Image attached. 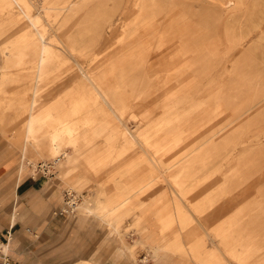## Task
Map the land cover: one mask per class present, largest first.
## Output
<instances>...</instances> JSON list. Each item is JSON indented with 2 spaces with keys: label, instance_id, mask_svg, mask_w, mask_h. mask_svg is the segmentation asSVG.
Segmentation results:
<instances>
[{
  "label": "rangeland",
  "instance_id": "1",
  "mask_svg": "<svg viewBox=\"0 0 264 264\" xmlns=\"http://www.w3.org/2000/svg\"><path fill=\"white\" fill-rule=\"evenodd\" d=\"M26 1L29 13L43 18L40 25L52 34L45 41L56 53L33 109L44 113L37 138H29L39 143L25 142L34 50L15 48L29 43V36H21L32 26L19 9H7L5 0H0V135L10 154L23 156L20 169L27 166L38 177L44 171L36 166L50 165L53 184L80 195V204L65 215L71 223L61 247L41 255L40 263L107 264L115 254L117 263L128 264H264V103L257 104L264 96L259 57L264 39L259 41L251 22L218 24L217 0H154L168 18L205 29L209 47L225 61L122 60L105 56L109 49L102 48L98 33L123 25L134 0ZM257 11L262 21L264 1ZM225 28L237 43H227ZM242 33L248 39H239ZM249 39L258 40L242 59ZM11 50L21 52L17 62L6 60ZM79 65L102 86L107 103L96 91L82 89ZM119 117L134 139H93L92 126L105 123L112 130ZM170 119L174 133L167 135L160 128ZM62 122L64 130L78 132L74 148L81 154L69 174L48 149L51 131ZM121 144L129 146L124 153L118 152Z\"/></svg>",
  "mask_w": 264,
  "mask_h": 264
},
{
  "label": "bare ground",
  "instance_id": "2",
  "mask_svg": "<svg viewBox=\"0 0 264 264\" xmlns=\"http://www.w3.org/2000/svg\"><path fill=\"white\" fill-rule=\"evenodd\" d=\"M5 1H6L5 6L7 7V9L8 8L19 9L20 14H22L25 17L26 21H28V23H30L32 26L29 35L27 34L21 36V40L28 39L29 36L30 37L29 43L18 44L15 48L19 49L20 47L27 46L34 50L33 54L30 55V57L34 56V58L32 57V59H34L33 68L35 69V75L34 78H32L33 81L31 82V90L33 95L30 100V112H29L30 115L28 117L25 128V142L26 144L30 143L32 145H36L37 143H39V141L37 139L33 140L29 138H37V133H38L37 128H40L42 125L41 122L44 113L42 112L33 113V109L38 102L39 89L40 90L42 89L40 87V84L43 87L44 85L43 83H48V82H44L43 75L45 72L47 73V71L53 68L51 65V69H50V63L56 53L54 54V52L51 50L52 47L49 48L47 45L48 43H46L45 41L46 36L50 31L47 28H45L43 25H40L43 23V18L38 15L32 16L29 13L30 9H29V5L27 4V1L26 0H5ZM217 1L219 2L220 7L222 8L219 13L221 18L217 22L218 24H222L223 26H228L232 24L237 25L238 23H242L244 20L245 21L249 20L252 24L253 30H256L258 32L259 41L264 39V18L262 19V21H258V16H257L258 14L257 8L261 4V0H217ZM263 1L264 0H262V2ZM160 6L161 3H155L154 0H134V5L131 11L132 12L131 17L128 20L124 21L123 25H120L119 27L111 26L107 30H103V29L100 30L98 33L99 43L101 42L102 48L104 47L107 50L109 49L105 56H107L108 58H120L122 60L138 59L141 61L143 60V61L155 62V63L156 62L171 63V62H179V61H188L191 59H200V60L204 59L209 61L216 60L217 62L225 61L226 57H224L219 52L218 49H213L209 47L211 46L210 43L212 42L210 41L209 35L206 33L205 29L198 28L195 26L185 25L188 23L185 22V24H183L184 22L179 19L174 20L168 18L163 11L157 10V8ZM66 9H69V6H66ZM241 15L242 17L240 18ZM39 25L43 27H39ZM52 26H54V22ZM121 27L123 29V33L120 32ZM221 30L225 31V37L229 45L234 42L237 43L234 34L228 33L230 28H225ZM247 35H249V33H242L240 34L239 39L245 40L247 38ZM257 40L255 41L253 39L247 40L243 48H241L243 52L238 57L242 56L243 57L242 59H244V57L248 56L249 54L247 51L254 47V44ZM56 49H58V47L55 48V50ZM20 53L21 52L15 53L13 50H11L9 53L5 54L6 60L14 59L16 61H12V62H17L18 61L17 55L19 56ZM260 56L261 58L264 57V52L262 53V55H259V57ZM79 66H80L79 71L86 82L82 89L96 91L99 99H101L102 102L107 103L108 99L106 98V94H104L103 92L102 86L98 82H95L91 73L87 72L81 65ZM211 68L217 69L215 67H211ZM223 71H224L223 69L221 70L217 69V73ZM94 99H97L98 101L97 97H95ZM262 102L264 103V96L257 102V104L259 103L261 104ZM255 106L256 105H253L250 109L254 108ZM238 118L240 117H237L235 119ZM118 119H120L119 120L120 123L119 124L116 123L115 127H113L112 130L109 129L107 131V125L105 123L92 126L91 133L93 139L103 137L104 139L110 141L111 139H115V138L119 139V136L122 137V140L134 139L135 135L133 136L131 132L132 130L129 131L128 129L129 127H127V124L123 121L121 117H119ZM170 120L171 121L168 123H163L162 127L160 128L161 131L165 129L164 131L165 134L167 135L174 133V130L169 127V124L172 122L173 119ZM60 124L61 127L58 128V130L51 131V140L48 149L49 152L52 154V156L55 158V160L57 161L63 160L62 165L63 164L65 165V163L67 164L68 162L72 163L77 161L76 157L78 156L75 154L74 143L76 142L75 139H78V132H74L71 126H70L71 129L66 128L64 130L65 128L64 122ZM163 127H167V128H163ZM137 130H140V128ZM62 135H64L65 137L63 138ZM160 142H161L160 144H162L163 141ZM64 143H67L66 146H63ZM119 144L120 143H118L117 145ZM120 147L121 148H119L118 151L119 153H124L129 148L128 145H122ZM43 149L45 151L47 150L45 148ZM143 152L145 153V151ZM29 164L35 166V162L31 161L29 162ZM40 166L42 165L39 166L37 165L36 167L38 168ZM21 169H24V166L21 167ZM177 196L179 197V199H181L180 194H177ZM79 197L80 195L75 193L69 196L70 200L68 202L66 201V208L64 209L67 213L73 212L76 209V207L80 204ZM131 198L132 196L129 195L127 198L119 202V204L120 205L126 204L127 201L130 200ZM86 209L88 212H91V208L87 207ZM161 250L163 251V247H161V245L159 247L157 246L155 247L156 256H160L159 253L161 252Z\"/></svg>",
  "mask_w": 264,
  "mask_h": 264
},
{
  "label": "crops",
  "instance_id": "3",
  "mask_svg": "<svg viewBox=\"0 0 264 264\" xmlns=\"http://www.w3.org/2000/svg\"><path fill=\"white\" fill-rule=\"evenodd\" d=\"M5 143L0 135V238H9L0 264H41V255L60 248L68 233L66 204L61 208L67 191L53 184L55 177H35L27 166L20 169L23 156L10 154ZM80 155L77 161L65 163L68 174L80 164ZM116 256L109 257L107 264H128L117 263Z\"/></svg>",
  "mask_w": 264,
  "mask_h": 264
},
{
  "label": "built area",
  "instance_id": "4",
  "mask_svg": "<svg viewBox=\"0 0 264 264\" xmlns=\"http://www.w3.org/2000/svg\"><path fill=\"white\" fill-rule=\"evenodd\" d=\"M40 167L43 168L44 175H46V176H48V177H52V175L54 174V172L50 169V168H51L50 165H47V164H44V163H43L42 166H40ZM71 194H73V192H71V191H67V192H66L67 202L70 200L69 196H70ZM64 212H66V211L64 210ZM66 213H67V212H66ZM8 239H9V238H4V239H1V238H0V257L4 255V254H3V250H4V247H5V245H6L5 243L8 242Z\"/></svg>",
  "mask_w": 264,
  "mask_h": 264
}]
</instances>
